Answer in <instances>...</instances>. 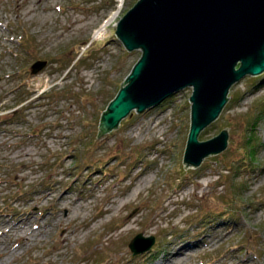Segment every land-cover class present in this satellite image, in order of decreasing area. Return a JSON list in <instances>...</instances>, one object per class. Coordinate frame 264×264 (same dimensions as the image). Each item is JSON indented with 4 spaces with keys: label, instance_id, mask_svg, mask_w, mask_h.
<instances>
[{
    "label": "rangeland",
    "instance_id": "1",
    "mask_svg": "<svg viewBox=\"0 0 264 264\" xmlns=\"http://www.w3.org/2000/svg\"><path fill=\"white\" fill-rule=\"evenodd\" d=\"M135 1L122 0L109 17L118 0H0V110L18 109L0 124V160L16 176L0 181V218L32 227L25 240L22 228L0 232V264H153L168 240L191 245L176 264H264V91L244 95L264 71L229 83L197 132L206 138L227 125L226 144L197 164L182 161L190 84L96 134L101 109L140 54L114 32ZM36 57L46 62L31 71ZM51 83L69 94L36 95ZM74 89L87 101H75ZM16 186L26 191L1 200ZM65 188V200L55 198ZM62 226L72 230L65 239ZM137 232L154 240L133 253L127 243Z\"/></svg>",
    "mask_w": 264,
    "mask_h": 264
},
{
    "label": "water",
    "instance_id": "2",
    "mask_svg": "<svg viewBox=\"0 0 264 264\" xmlns=\"http://www.w3.org/2000/svg\"><path fill=\"white\" fill-rule=\"evenodd\" d=\"M114 32L126 48L140 47V54L101 109L96 134L133 107L140 110L190 84L183 165L222 149L227 125L206 138L197 132L217 115L231 81L264 69V0H136L116 19ZM45 62L36 57L29 68ZM153 240L137 232L127 245L136 253Z\"/></svg>",
    "mask_w": 264,
    "mask_h": 264
},
{
    "label": "bare ground",
    "instance_id": "3",
    "mask_svg": "<svg viewBox=\"0 0 264 264\" xmlns=\"http://www.w3.org/2000/svg\"><path fill=\"white\" fill-rule=\"evenodd\" d=\"M119 1V3L117 4V8L110 14V16L109 17H111V16H113V14H115V12L118 10V8L120 7V5H121V1L122 0H118ZM106 22V20H104L103 22H102V24L95 30V34H97L98 32H100L101 31V29L103 28V26H104V23ZM255 87H259V88H261V90L262 91H264V78L263 79H261L260 81H258L253 87H251V88H247L245 91H244V95H247L248 93H250V91H252V89H254ZM254 125H256V123L255 122H251V125L250 126H254ZM263 169V171H264V167L262 168ZM143 180V179H142ZM141 183H139V185H140ZM138 185V186H139ZM137 186V187H138ZM137 187H136V189H137ZM42 190V189H41ZM50 191H52V190H50ZM69 191V189L68 188H65L63 191H61V192H59V194L58 195H56L55 196V198H61V199H64L65 197H67V192ZM133 191H131V193H132ZM49 192H47V193H45V194H48ZM131 193H129L127 196H126V198H128L129 197V195L131 194ZM44 194V193H43ZM65 200V199H64ZM75 200L77 201V197L75 198ZM57 211V210H56ZM27 217V216H26ZM128 217V216H127ZM126 217V218H127ZM25 218V217H24ZM3 218H0V225H2V227L0 228L1 230H0V232L1 233H3V232H5L6 230L8 231V230H15L16 228H18V229H20L21 230V228L24 230V232L23 233H21V240H25L26 238H27V233H29L32 229V227L31 228H28L27 227V224H28V220H23V218L22 217H18L17 219H15L14 220V223L13 224H8L7 223V221L6 220H2ZM128 219V218H127ZM132 220H134V218H132ZM130 222V221H129ZM3 223V224H2ZM26 225V226H25ZM219 226V225H218ZM35 227V226H34ZM127 229L130 227L129 225L127 226H125ZM126 229V230H127ZM70 229H68L66 226H62V230H61V232L59 233V237L61 238V239H65V237L67 236V234L69 233V232H71L72 230H70ZM206 232V231H205ZM217 232V231H216ZM208 233V232H207ZM210 234V233H209ZM208 235V234H207ZM211 235V234H210ZM204 236V235H203ZM20 240V241H21ZM168 240V239H167ZM200 240H202V239H200ZM199 240V241H200ZM19 241V244L21 243ZM173 240H168V242H167V245L165 246V248H163V253H162V257H161V259H159L158 261H156V262H154L153 264H176V262H180L181 261V259L182 258H185V257H187V250L191 247V245L190 244H187V243H181V244H178V245H175L176 243H173L172 242ZM195 242V241H194ZM201 242V241H200ZM202 242H204V241H202ZM206 242V241H205ZM5 243V242H4ZM197 243V242H196ZM196 243H194V244H196ZM17 244V242H14V243H10L9 242V248H7L8 250H10V249H12V248H14V246ZM21 245V244H20ZM16 247V246H15ZM2 248V247H1ZM172 249V250H171ZM12 251V250H11ZM1 253V252H0ZM188 253H190V252H188ZM127 258V257H126ZM129 262H130V259H126V260H124V264H129ZM246 262H248V258H246V259H244V264L246 263Z\"/></svg>",
    "mask_w": 264,
    "mask_h": 264
},
{
    "label": "trees",
    "instance_id": "4",
    "mask_svg": "<svg viewBox=\"0 0 264 264\" xmlns=\"http://www.w3.org/2000/svg\"><path fill=\"white\" fill-rule=\"evenodd\" d=\"M133 61H132V63H133ZM132 63L130 64V67H131ZM130 67H129V69H130ZM262 71H264V70H262ZM262 71H260V72H262ZM117 88L109 96L108 100L114 95V93L116 92ZM23 90H26L27 92H29V91H32L33 89H28V88L24 87ZM62 93L69 94V89L66 88V87H63V85L58 86V85H56L54 83H51V84H49L48 87H43L40 90H38L36 92V95L43 94V95L46 96V99L48 101H50L54 97H56V98L58 97L59 98L60 96H62ZM70 95H72L73 99L75 101H78L79 103L86 100V91L85 90H76V89H74L71 92ZM108 100L106 102H108ZM103 108H105V105H104ZM17 111H18V109H13V108H11V109H1L0 110V124H1V122L6 121V119H8L10 117H14L15 115H17ZM99 115H100V113H99ZM36 129H37V127H31L29 130L35 131ZM8 164H9V162L7 163L5 160H0V167H2L0 169V181L4 182V183H7L9 180H13V178L16 177L14 172H13L14 170H10V169H7V168L4 169V167L9 166ZM2 189L3 188H1L0 190H2ZM23 190H24V188L21 189L19 186H16V188L13 189V190H10L8 192H3L1 194V200H4L6 198H10L12 196V194L17 193V192L21 193ZM3 191H5V190H3ZM24 191H26V189ZM1 206H3V204H0V208H1Z\"/></svg>",
    "mask_w": 264,
    "mask_h": 264
},
{
    "label": "built area",
    "instance_id": "5",
    "mask_svg": "<svg viewBox=\"0 0 264 264\" xmlns=\"http://www.w3.org/2000/svg\"><path fill=\"white\" fill-rule=\"evenodd\" d=\"M116 21V20H115Z\"/></svg>",
    "mask_w": 264,
    "mask_h": 264
}]
</instances>
